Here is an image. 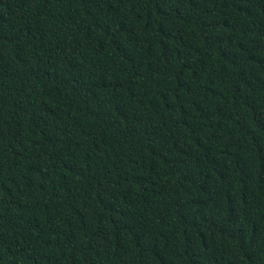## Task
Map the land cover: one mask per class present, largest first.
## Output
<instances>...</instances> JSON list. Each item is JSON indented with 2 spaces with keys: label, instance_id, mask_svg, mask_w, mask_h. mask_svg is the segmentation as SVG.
I'll return each mask as SVG.
<instances>
[{
  "label": "trees",
  "instance_id": "16d2710c",
  "mask_svg": "<svg viewBox=\"0 0 264 264\" xmlns=\"http://www.w3.org/2000/svg\"><path fill=\"white\" fill-rule=\"evenodd\" d=\"M0 264H264V0H0Z\"/></svg>",
  "mask_w": 264,
  "mask_h": 264
}]
</instances>
